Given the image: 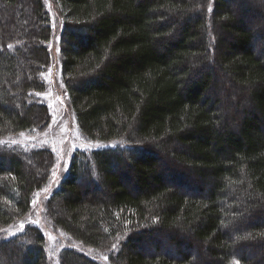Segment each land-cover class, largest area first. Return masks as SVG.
Returning <instances> with one entry per match:
<instances>
[{"label":"trees","instance_id":"trees-1","mask_svg":"<svg viewBox=\"0 0 264 264\" xmlns=\"http://www.w3.org/2000/svg\"><path fill=\"white\" fill-rule=\"evenodd\" d=\"M205 1L58 0L78 131L113 144L76 149L44 213L111 264H264V22L249 26L264 0L251 1L256 14L248 0L240 14L235 0ZM3 13L0 230L31 210L56 159L3 139L51 118L50 16L43 0H0ZM0 264H50L40 227L0 236ZM57 264L101 262L70 247Z\"/></svg>","mask_w":264,"mask_h":264},{"label":"rangeland","instance_id":"rangeland-1","mask_svg":"<svg viewBox=\"0 0 264 264\" xmlns=\"http://www.w3.org/2000/svg\"><path fill=\"white\" fill-rule=\"evenodd\" d=\"M251 1L252 0L247 1L249 3L248 12L250 11V13L253 14L256 10L262 11L261 8L259 10V8ZM236 3V0L231 3V9L236 14H240L241 8H238ZM257 5L259 6V4ZM44 6L50 16L52 36L47 43L51 54V60L43 73L47 82V88L42 94V99L45 103H47V105H49L51 118H48L49 123L42 129H31L13 136L10 135L3 139L17 141L24 144H31L33 146L50 147L55 152L56 159L55 164L53 165L52 176L49 180V184L45 188L36 190L33 193L34 200L31 210L19 220L15 221L8 227L3 228L0 231V236H9L19 231L25 224L28 223L36 224L44 233L45 249L50 264L58 263V254L60 250L65 247H72L81 251L90 258L97 259L102 264H111L108 261V254L110 253L109 249H95L70 240L67 235L52 227L49 220L46 218V214L44 213L46 197L61 182V179L68 168L74 149L76 147L90 145L88 141L83 139L78 131L75 116L71 109L67 92L65 91V75L62 73V59L60 57V53H58L59 36L61 34L65 16L63 15L61 7H59L56 0H44ZM254 13L256 14L257 12ZM0 19L1 22L7 19L6 14L3 13ZM256 21L257 22L252 23V20H250L249 26L255 27V23H260L262 26L264 17H259ZM261 26H259V29ZM256 41L257 48L259 51L264 53V38L261 40L258 38ZM226 99H228V97H225L224 100ZM229 99L236 100V94H233V96L231 95ZM196 263H198V261ZM231 264L240 263L234 261Z\"/></svg>","mask_w":264,"mask_h":264},{"label":"bare ground","instance_id":"bare-ground-1","mask_svg":"<svg viewBox=\"0 0 264 264\" xmlns=\"http://www.w3.org/2000/svg\"><path fill=\"white\" fill-rule=\"evenodd\" d=\"M43 2H44V0H43ZM56 2L59 4V7H60V3L58 2V0H56ZM205 6H206V8H207V10H209V11H211V9H212V7H213V0H207V1H205ZM47 13H48V11H46ZM49 15V14H48ZM206 19H207V24H210V20H209V17L208 16H206ZM51 25V24H50ZM51 28H52V26H51ZM51 36H52V33H51ZM50 39H51V37H50ZM49 39V40H50ZM48 40V41H49ZM48 41H46L45 42V46L47 47V49H48V52H49V54H50V50H49V48H48ZM58 53H60V36H59V45H58ZM61 57V56H60ZM50 60H51V54H50ZM50 60H49V63H50ZM47 68V67H46ZM46 68H45V70H46ZM63 73V72H62ZM70 103V102H69ZM89 144L90 145H86V146H81V147H76L75 149H74V151L76 150V149H78V148H89V147H91V148H95V147H101V146H104V145H106V144H109V145H112L113 144V142H107V143H103V142H100V141H92V142H89ZM73 151V152H74ZM72 155H73V153H72ZM71 155V156H72ZM71 159V158H70ZM69 163H70V161H69ZM69 166V165H68ZM68 169V168H67ZM67 171V170H66ZM65 175V174H64ZM51 176H52V173H51ZM51 178V177H50ZM62 180V179H61ZM49 184V181H48V183L43 187V188H45L47 185ZM59 185V184H58ZM57 185V186H58ZM56 186V187H57ZM56 187L54 188V190L56 189ZM42 188V189H43ZM41 190V189H40ZM54 190H52L49 194H48V196L46 197V199L53 193V191ZM2 230V229H1ZM0 230V231H1ZM65 248H70V247H65ZM102 264V263H101Z\"/></svg>","mask_w":264,"mask_h":264}]
</instances>
